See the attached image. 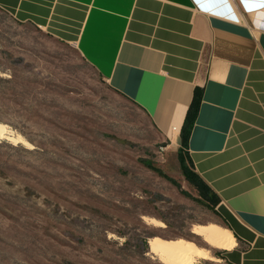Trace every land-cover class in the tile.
I'll list each match as a JSON object with an SVG mask.
<instances>
[{
    "label": "rangeland",
    "instance_id": "374dc122",
    "mask_svg": "<svg viewBox=\"0 0 264 264\" xmlns=\"http://www.w3.org/2000/svg\"><path fill=\"white\" fill-rule=\"evenodd\" d=\"M0 122L26 140L0 139V264H165L155 236L207 248L196 264H234L192 232L224 225L150 113L1 7Z\"/></svg>",
    "mask_w": 264,
    "mask_h": 264
},
{
    "label": "crops",
    "instance_id": "0c3cea01",
    "mask_svg": "<svg viewBox=\"0 0 264 264\" xmlns=\"http://www.w3.org/2000/svg\"><path fill=\"white\" fill-rule=\"evenodd\" d=\"M0 7L75 46L177 150L200 88L190 157L221 198L219 221L236 241L224 250L234 264H264V0H0Z\"/></svg>",
    "mask_w": 264,
    "mask_h": 264
},
{
    "label": "bare ground",
    "instance_id": "6f19581e",
    "mask_svg": "<svg viewBox=\"0 0 264 264\" xmlns=\"http://www.w3.org/2000/svg\"><path fill=\"white\" fill-rule=\"evenodd\" d=\"M0 139H6L15 143H25V139L5 123L0 122ZM158 227H166L164 222L158 223ZM192 232L201 236L206 243L220 249H232L236 241L226 227L217 223L195 224ZM150 251L157 254L159 260L165 264H196L199 256L207 257L209 250L199 246L192 240L184 237L176 239H164L159 236L149 240ZM212 257V256H211Z\"/></svg>",
    "mask_w": 264,
    "mask_h": 264
},
{
    "label": "trees",
    "instance_id": "16d2710c",
    "mask_svg": "<svg viewBox=\"0 0 264 264\" xmlns=\"http://www.w3.org/2000/svg\"><path fill=\"white\" fill-rule=\"evenodd\" d=\"M202 101V90L196 88L193 100L187 111L184 124L181 129V147L178 150V156L182 166V171L191 187L198 192L201 199L206 204L213 207L218 217H222L221 213L217 210V206L221 202L219 194L205 181V179L195 170L194 164L189 153V141L199 113V108ZM223 218V217H222ZM225 226H228L227 221ZM224 224V223H223Z\"/></svg>",
    "mask_w": 264,
    "mask_h": 264
}]
</instances>
